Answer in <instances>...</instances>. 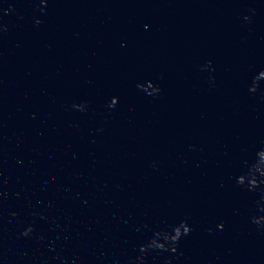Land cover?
Wrapping results in <instances>:
<instances>
[{
    "label": "water",
    "instance_id": "obj_1",
    "mask_svg": "<svg viewBox=\"0 0 264 264\" xmlns=\"http://www.w3.org/2000/svg\"><path fill=\"white\" fill-rule=\"evenodd\" d=\"M261 71L264 0H0V264H264Z\"/></svg>",
    "mask_w": 264,
    "mask_h": 264
},
{
    "label": "clouds",
    "instance_id": "obj_2",
    "mask_svg": "<svg viewBox=\"0 0 264 264\" xmlns=\"http://www.w3.org/2000/svg\"><path fill=\"white\" fill-rule=\"evenodd\" d=\"M41 10L43 11L44 9ZM7 11H12V9H8ZM245 20L251 22V18L247 15L245 16ZM260 81L261 80H259L257 76H255L253 78V83L250 86V91L255 92L260 87ZM160 91L161 89L158 86L157 93H159ZM84 105L86 106V102L84 103ZM260 153H264V149L258 151L257 156ZM236 182L238 185H246L249 189H256L259 185L264 184V164L259 163L256 159V161L249 167L246 173H243L237 177ZM258 206L260 212L264 213V205ZM252 221L257 225L264 227V214L253 215ZM217 227L218 229L223 230L225 227L224 222H220ZM32 231L33 227L30 225L24 230L22 235L27 236ZM191 231V225L188 223L187 220H182L179 223L172 225L171 230H155L151 239L148 240L146 243L140 245V255L135 257V264H147V253L150 250L170 251L172 253H176L178 251L179 243L182 237L190 235ZM208 231L212 232V229L209 228ZM168 264H171L170 260L168 261Z\"/></svg>",
    "mask_w": 264,
    "mask_h": 264
}]
</instances>
